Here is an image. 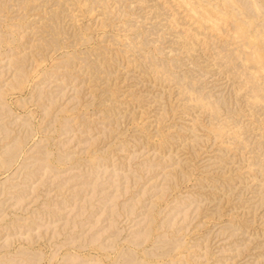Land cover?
<instances>
[{
    "label": "rangeland",
    "instance_id": "374dc122",
    "mask_svg": "<svg viewBox=\"0 0 264 264\" xmlns=\"http://www.w3.org/2000/svg\"><path fill=\"white\" fill-rule=\"evenodd\" d=\"M161 3L0 0V264H264V63Z\"/></svg>",
    "mask_w": 264,
    "mask_h": 264
},
{
    "label": "bare ground",
    "instance_id": "6f19581e",
    "mask_svg": "<svg viewBox=\"0 0 264 264\" xmlns=\"http://www.w3.org/2000/svg\"><path fill=\"white\" fill-rule=\"evenodd\" d=\"M144 1V0H143ZM161 1V0H160ZM212 1V0H211ZM215 1V0H214ZM218 1H220V3H219V5L221 6L220 7V9H218V10H216V9H213V8H208V6H207V8H204V10H203V8H202V10H201V8L200 7H202L203 6V4H202V2L200 1V0H163V4L161 3V6L160 5H158V7L159 8H161L160 10H159V12L164 8H166L165 9V11L167 12V9L168 10H170V11H172V14L174 15L173 17L172 16H170V17H168L169 18V23H171V24H173V23H175V24H177L180 28H182V30H184L186 33L185 34H182V35H180V36H183V37H186V38H191V39H193V43H195V42H197L198 44H202V45H205V50H207L209 53H212V55H214V59H219V58H222V60H223V58H224V61H225V58L227 59V58H229L230 56H233L234 57V53H240V56H239V54L237 53V58L236 57H234L235 59V62L236 61H238L239 60V62H240V59L244 62V64L246 63V62H248V61H250V59H252V58H255V62L256 63H258V68H259V62H263V61H260L261 60V56L262 55H260V53H259V51H260V48L259 47H257V48H259L258 50H257V48H256V50L257 51H255L254 50V48H255V46H254V48H253V44L254 43H256V41H257V39L254 41V43L253 44H251L250 43V41L252 40V42H253V36L255 35V32H254V35H252L253 33H251V36H252V39H250V36L249 37H247L246 35H248V34H244L243 33V31H241V29H243V28H245V29H243V30H248L251 26H252V24L254 23H251L252 21H254V19L250 22V24H249V26L250 27H247L246 28V26L244 27L243 26V28H242V26L241 25H239V22H238V20L240 19V18H238V13L240 14V15H245V18L246 17H249V14L247 13L248 12V9H246V8H248V7H246V3H249V5L251 4H253V3H255L256 5H254L256 8L258 7V5L257 4H259V3H261V2H258V0H218ZM217 1V2H218ZM249 1H251L252 3H250ZM262 1V0H261ZM209 2V1H208ZM257 2V3H256ZM206 4V3H205ZM204 4V5H205ZM208 4V3H207ZM262 4H264V3H262ZM262 4L260 5V6H262ZM209 5H210V2H209ZM219 7V6H218ZM158 8V9H159ZM215 8V7H214ZM250 8H252V7H250ZM262 8H263V6H262ZM262 8H258V10L260 9V10H262L261 12L263 13L264 11H263V9ZM164 9H163V12H165L164 11ZM154 12V11H153ZM158 12V13H159ZM260 11H258V15L261 13ZM261 13V14H262ZM162 14H164V13H162ZM162 14H160V15H162ZM171 14V15H172ZM256 14H257V12H256ZM156 15H159V14H156ZM156 15H155V17H156ZM177 15H179V16H183L184 17V21H180L179 20V22H177ZM239 15V16H240ZM178 16V17H179ZM251 16V15H250ZM257 16V15H256ZM254 17V16H252V17H254V18H256L257 19V17H259V16H257V17ZM260 16H262V15H260ZM154 17V16H153ZM167 17V16H166ZM252 17H251V19H252ZM180 18V17H179ZM182 18V17H181ZM242 18V17H241ZM250 18V17H249ZM249 18H248V20H249ZM156 19H157V17H156ZM162 19V18H161ZM163 19H166V18H163ZM183 19V18H182ZM181 19V20H182ZM243 19H244V17H243ZM255 19V20H256ZM259 19V18H258ZM257 19V20H258ZM168 20V19H167ZM222 20H223V22H222ZM225 20V21H224ZM241 20V19H240ZM247 20V18H246V21H248ZM228 21V22H227ZM250 21V20H249ZM152 22V21H151ZM238 22V23H237ZM241 22V21H240ZM242 22H245V20L243 21L242 20ZM241 22V23H242ZM260 22V21H259ZM159 23V22H158ZM163 23V22H162ZM166 23V22H165ZM230 24V26L232 25V30H234L235 29V31L236 32H234L233 33V35L234 34H236L235 36L236 37H233V38H230V37H228V35L227 36H224V41H223V43H221V44H214L213 45V40H216L215 39V37L216 36H213V33H214V31H216L215 29H219L220 31H221V24ZM240 23V24H241ZM249 23V22H248ZM234 24V25H233ZM243 24V23H242ZM246 25H247V23H245ZM264 24V23H263ZM177 25L175 26V27H177ZM255 25V24H254ZM257 25V24H256ZM154 26H155V24H154ZM157 26V25H156ZM223 26V25H222ZM229 26V25H228ZM153 27V26H152ZM174 27V28H175ZM235 27V28H234ZM256 27V26H255ZM255 27L253 26V29L254 30H256L255 29ZM166 28V27H165ZM172 28V27H171ZM231 28V27H230ZM258 30H261V31H258L257 30V33H258V35L259 34H261L260 32H262L263 30H262V28L260 29V27H256ZM151 29V28H150ZM173 29V28H172ZM177 29V28H176ZM252 29V28H251ZM250 29V30H251ZM163 30V29H162ZM169 30V29H168ZM152 31H154V30H152ZM183 31V32H184ZM223 31V30H222ZM249 31V30H248ZM163 32V31H162ZM177 32H178V30H177ZM181 32V31H180ZM224 32H226V31H224ZM222 33V32H220V35L222 36V35H225L226 33ZM238 32V33H237ZM245 32V31H244ZM161 33V32H160ZM227 33L229 34V32L227 31ZM231 33V32H230ZM248 33V32H247ZM257 33H256V36H257ZM158 34V33H157ZM172 34V33H171ZM215 34V33H214ZM238 34V35H237ZM163 35V34H162ZM230 35V34H229ZM175 36V35H174ZM177 36H178V34H177ZM230 36H232V35H230ZM256 36H254L255 38H256ZM170 37V36H169ZM179 37V36H178ZM218 37V36H217ZM167 38V37H166ZM186 38H185V40H186ZM222 38V37H221ZM174 39H175V37H174ZM173 39V40H174ZM219 39H220V37H219ZM233 39H234V41H233ZM237 41H236V40ZM164 40V39H163ZM222 40V39H221ZM184 41V40H183ZM213 41V42H212ZM217 41V40H216ZM215 41V42H216ZM219 41V40H218ZM217 41V42H218ZM220 42V41H219ZM182 43V42H181ZM187 43V42H186ZM171 44H172V40H171ZM182 45V44H181ZM217 45H221V46H217ZM252 45V46H251ZM255 45H258V46H260L258 43H256ZM247 47H249L250 49H251V47H252V50H251V52H255L256 53V55H255V53L253 54L254 56H252V54L250 53V51L249 52H247L248 50V48ZM161 48V47H160ZM163 48V47H162ZM172 48V47H171ZM164 49V48H163ZM172 51H173V49H172ZM263 52V51H262ZM259 55H258V54ZM248 54L249 55H251V58H250V56L248 57ZM263 54V57L262 58H264V53H262ZM236 56V55H235ZM255 56H258L259 58H257V57H255ZM238 58H240V59H238ZM250 58V59H249ZM210 59V58H209ZM213 59V58H212ZM217 59V60H218ZM233 58H231V60H232ZM237 59V60H236ZM257 59H258V62H257ZM220 61V62H223V61ZM262 60H264V59H262ZM216 61V60H215ZM239 62H238V65H239ZM226 63H227V60H226ZM226 63H224V65L223 66H225V64ZM228 63H233V62H230V59H228ZM264 63V62H263ZM234 64V63H233ZM250 64H251V62H250ZM261 64V63H260ZM222 65V64H221ZM227 65V64H226ZM247 65V64H246ZM248 65H249V62H248ZM231 66V65H230ZM242 66V65H241ZM241 66L239 65L238 67H239V69L241 68ZM255 66V65H254ZM256 66H257V64H256ZM226 67V66H225ZM233 67H234V65H233ZM235 67H236V64H235ZM244 67V66H243ZM253 68V65L251 66L250 65V68ZM260 67H261V65H260ZM156 68V67H155ZM248 68V71H249V66L247 67ZM246 68V69H247ZM263 68V67H262ZM262 68H260V69H262ZM158 69H160V68H158ZM229 69V68H228ZM245 69V67L244 68H242L241 70H243L244 71V73L245 72H247V70ZM259 69V70H260ZM161 70V69H160ZM246 70V71H245ZM253 69H251L250 70V72L252 71ZM254 70H255V68H254ZM253 70V71H254ZM258 70V71H259ZM158 71V70H157ZM232 71V70H231ZM238 71V70H237ZM237 71H235L234 73H236ZM155 72H156V70H155ZM255 72V71H254ZM256 73V72H255ZM263 73V72H262ZM238 74V73H237ZM241 74H243V73H241ZM258 75H259V73H257ZM234 75V74H233ZM245 75H248L247 76V78H248V80H249V82L250 83H252V81H253V79L251 78L250 79V76H255L256 77V75H249V74H245ZM230 76V75H229ZM236 77V76H235ZM246 78V79H247ZM163 80H165V79H163ZM247 80V81H248ZM252 80V81H251ZM255 80V79H254ZM246 81V82H247ZM261 81V80H260ZM245 82V84L246 85H248L247 83ZM254 82V81H253ZM250 83H249V85H250ZM255 84H257L258 85V87L260 86L259 85V83H257V81L255 82ZM254 83L252 84V85H255ZM257 85H255V88L257 87ZM179 87V86H178ZM247 87V86H246ZM245 87V88H246ZM255 88L253 89V86H252V89L253 90H255ZM262 88V87H261ZM261 88H258V89H256V91L258 92V91H260V89ZM264 88V87H263ZM262 88V89H263ZM240 89V88H239ZM251 89V88H250ZM250 89H249V91H250ZM185 90H187V89H185ZM252 90V91H253ZM244 91V90H243ZM188 92V90L186 91V93ZM254 92V91H253ZM256 92V93H257ZM255 93V92H254ZM259 93V92H258ZM257 93V94H258ZM182 94V93H181ZM256 94V95H257ZM262 94V93H261ZM260 94V95H261ZM263 96V95H262ZM264 97V96H263ZM262 97V98H263ZM191 98V97H190ZM258 98H260V97H258L257 96V99ZM250 99V98H249ZM256 99V97H255V100H257ZM187 100H189L187 97H186V101ZM195 100V99H194ZM261 100V99H260ZM259 100V101H260ZM191 101H193V99L191 100ZM217 102H218V104H219V100H217L216 101V105H215V107L217 106ZM256 102V101H255ZM251 103H253V102H251ZM259 103V102H258ZM257 103V104H258ZM213 104V103H212ZM256 104V105H257ZM254 107H255V105H254ZM219 107L217 106L216 107V109H218ZM213 109V108H212ZM215 109V110H216ZM217 111H219V110H217Z\"/></svg>",
    "mask_w": 264,
    "mask_h": 264
}]
</instances>
